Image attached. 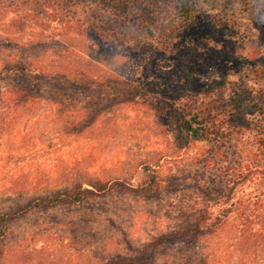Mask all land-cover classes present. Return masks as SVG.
<instances>
[{
	"label": "rangeland",
	"instance_id": "374dc122",
	"mask_svg": "<svg viewBox=\"0 0 264 264\" xmlns=\"http://www.w3.org/2000/svg\"><path fill=\"white\" fill-rule=\"evenodd\" d=\"M199 9L188 25L174 0H0V68L60 74L75 98L91 95L97 77L138 89L95 110L0 101V212L71 186H111L21 214L0 242V264H100L125 241L137 246L199 210L229 215L216 238L221 264H264L261 248L243 259L228 245L247 216L264 234V114L250 101L264 105V27L220 3ZM209 15L229 20L221 38L211 37ZM250 68L263 72L245 82ZM211 69L227 82L209 88ZM194 114L217 133L194 140ZM153 171L159 184L145 190ZM159 252L160 263L172 250Z\"/></svg>",
	"mask_w": 264,
	"mask_h": 264
},
{
	"label": "trees",
	"instance_id": "16d2710c",
	"mask_svg": "<svg viewBox=\"0 0 264 264\" xmlns=\"http://www.w3.org/2000/svg\"><path fill=\"white\" fill-rule=\"evenodd\" d=\"M103 4H110L116 0H93ZM175 9L181 20L188 24L194 25L198 21L200 15L199 6L203 2H214L226 5L238 12V16H249L258 24L264 27V0H174ZM209 22L212 26L211 37L221 38V32L230 27L227 18H215L209 15ZM263 69L250 68L244 73L243 81L255 78L254 75H261ZM253 73V74H252ZM63 77L60 74H53L39 69L35 71L25 65L17 66L13 69L12 66H3L0 68V101L10 106H17L25 101L54 99L59 102L63 99L66 105L76 106V102L82 103L77 105V108H90L95 110L109 101H122L138 92L137 88L129 85H122L120 82L107 77H97L90 83L93 93L86 95L83 98L69 97L66 91H63L58 86V80ZM209 88L214 86L224 85L227 79L224 74L217 73L211 69L206 79ZM82 88L79 83L75 88ZM243 93L247 92V87L243 86ZM90 89V88H89ZM241 91V92H242ZM96 92V93H95ZM235 93H237L235 91ZM56 95V96H55ZM243 97L241 93L238 98L234 97V103L239 102ZM252 107L260 115L264 114V105H261L252 99L250 100ZM197 115H192L188 123L187 130L190 132L194 140H206L212 137L214 132L206 125L196 121ZM109 181H99L90 187L82 184L71 186L51 196H39L27 198L22 204L13 209H7L0 212V242L6 234L10 222L16 220L21 214L28 213L34 208L55 207L57 205H73L79 204L86 199L96 197L110 189ZM159 184L158 175L153 171L148 187L145 190H151L155 185ZM118 187L124 190H130L125 183L119 182ZM132 190V189H131ZM227 212L212 215L209 210H199L197 215H194L190 220L182 218L181 223L173 228L161 231L151 237L144 243L137 246H129L128 241L124 242L126 251L123 249L113 250L110 255L100 264H221L222 258L218 253L219 242L216 238L224 232V225L229 215ZM237 232V231H236ZM234 236V238H233ZM229 240L231 255L240 254L241 258L251 257L254 252L264 250V234L257 233L249 216L244 217L242 227L239 233H234ZM208 241L211 246V255L205 253L203 243ZM210 241L213 242V246ZM216 241V242H215ZM207 242V243H208ZM218 245V246H217ZM225 244L222 245V247ZM128 246V247H127ZM208 247V246H206ZM167 252L172 250L171 255L162 262H158L157 256L160 255V250ZM225 249H227L225 247ZM228 252V251H227Z\"/></svg>",
	"mask_w": 264,
	"mask_h": 264
}]
</instances>
